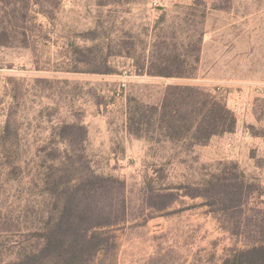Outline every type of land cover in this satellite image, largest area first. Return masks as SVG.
<instances>
[{
	"label": "rangeland",
	"instance_id": "rangeland-1",
	"mask_svg": "<svg viewBox=\"0 0 264 264\" xmlns=\"http://www.w3.org/2000/svg\"><path fill=\"white\" fill-rule=\"evenodd\" d=\"M76 205L84 264L264 245V0H0V264Z\"/></svg>",
	"mask_w": 264,
	"mask_h": 264
},
{
	"label": "trees",
	"instance_id": "trees-1",
	"mask_svg": "<svg viewBox=\"0 0 264 264\" xmlns=\"http://www.w3.org/2000/svg\"><path fill=\"white\" fill-rule=\"evenodd\" d=\"M149 73L151 74V72ZM165 76L185 77L184 74H179L177 76L166 74ZM175 89L181 90L182 86H177ZM184 90L185 89H183V91ZM207 98L208 104L212 107L209 113L210 116L208 117L213 128L211 136L220 134L221 131L224 133L233 132L236 123L234 115L227 114L230 126L227 127L224 125V127L218 128L217 119L223 122L227 120L225 119V115L222 117L221 114H217V112H221V110L225 109V105L210 95H208ZM165 99L169 100L167 97ZM200 102V100H196V103ZM199 112L202 111L200 110ZM80 209L79 205L74 207L67 206L61 212L60 218L56 224L54 226L52 224L51 227H49L46 245L40 254L28 255L20 264H84L89 261L90 257L94 256V254L99 251L101 243L99 240L97 241L96 238H89V236H87L89 229H79V224L83 222L85 218L84 213ZM224 264H264V245L254 246L247 251H237L232 258L226 260Z\"/></svg>",
	"mask_w": 264,
	"mask_h": 264
},
{
	"label": "built area",
	"instance_id": "built-area-1",
	"mask_svg": "<svg viewBox=\"0 0 264 264\" xmlns=\"http://www.w3.org/2000/svg\"><path fill=\"white\" fill-rule=\"evenodd\" d=\"M126 86H127V84L126 83H123V85H122L123 89H125Z\"/></svg>",
	"mask_w": 264,
	"mask_h": 264
}]
</instances>
